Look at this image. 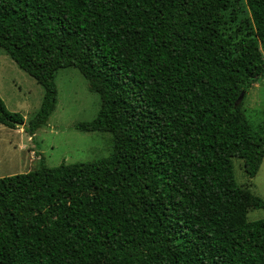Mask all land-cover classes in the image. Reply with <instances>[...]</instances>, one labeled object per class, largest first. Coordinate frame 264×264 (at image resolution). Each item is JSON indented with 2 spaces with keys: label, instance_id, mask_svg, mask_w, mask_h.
<instances>
[{
  "label": "trees",
  "instance_id": "trees-1",
  "mask_svg": "<svg viewBox=\"0 0 264 264\" xmlns=\"http://www.w3.org/2000/svg\"><path fill=\"white\" fill-rule=\"evenodd\" d=\"M0 48L44 90L29 136L71 66L100 99L76 128L112 142L0 177V264H264V200L231 162L252 178L264 157L236 104L264 78V0H0Z\"/></svg>",
  "mask_w": 264,
  "mask_h": 264
},
{
  "label": "rangeland",
  "instance_id": "rangeland-1",
  "mask_svg": "<svg viewBox=\"0 0 264 264\" xmlns=\"http://www.w3.org/2000/svg\"><path fill=\"white\" fill-rule=\"evenodd\" d=\"M54 83L55 109L46 124L29 136L24 126L38 111L44 90L0 48V98L7 110L23 118L21 127L0 124V177L34 170L41 158L46 166L54 167L61 163L93 162L111 151L109 133L76 128L78 123L93 120L100 108L98 94L90 90L79 70L71 66L58 69ZM240 103L242 117L257 134L264 125V78L246 90ZM231 162L236 184L264 200V157L252 178L247 177L243 160L232 158ZM246 219H264V208H248Z\"/></svg>",
  "mask_w": 264,
  "mask_h": 264
},
{
  "label": "water",
  "instance_id": "water-1",
  "mask_svg": "<svg viewBox=\"0 0 264 264\" xmlns=\"http://www.w3.org/2000/svg\"><path fill=\"white\" fill-rule=\"evenodd\" d=\"M243 95H244V92L242 91L241 93H240V95H239V97H238V99H237V102H236V104L237 103H239L241 100H242V98H243ZM15 125H17V126H23V123L22 122H17V123H15Z\"/></svg>",
  "mask_w": 264,
  "mask_h": 264
}]
</instances>
